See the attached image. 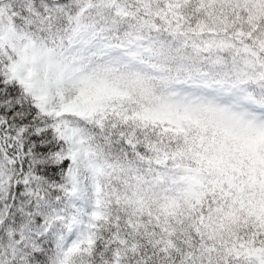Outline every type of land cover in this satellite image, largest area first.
<instances>
[{
  "label": "snow or ice",
  "instance_id": "obj_1",
  "mask_svg": "<svg viewBox=\"0 0 264 264\" xmlns=\"http://www.w3.org/2000/svg\"><path fill=\"white\" fill-rule=\"evenodd\" d=\"M0 264H264V0H0Z\"/></svg>",
  "mask_w": 264,
  "mask_h": 264
}]
</instances>
